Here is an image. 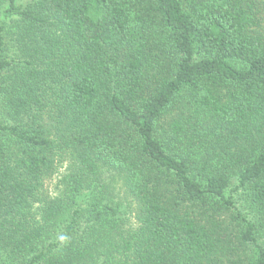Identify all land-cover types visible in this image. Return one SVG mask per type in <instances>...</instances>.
<instances>
[{
	"label": "trees",
	"instance_id": "16d2710c",
	"mask_svg": "<svg viewBox=\"0 0 264 264\" xmlns=\"http://www.w3.org/2000/svg\"><path fill=\"white\" fill-rule=\"evenodd\" d=\"M0 264H264V0H0Z\"/></svg>",
	"mask_w": 264,
	"mask_h": 264
}]
</instances>
